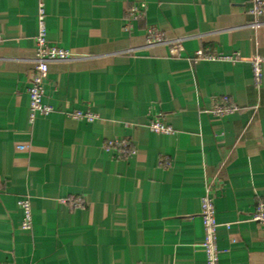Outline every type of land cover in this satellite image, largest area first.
<instances>
[{
    "label": "crops",
    "instance_id": "0c3cea01",
    "mask_svg": "<svg viewBox=\"0 0 264 264\" xmlns=\"http://www.w3.org/2000/svg\"><path fill=\"white\" fill-rule=\"evenodd\" d=\"M250 3L44 0L48 42L74 58L50 63L54 111L31 122L39 0H0V264H207V187L217 189L220 264H264V224L251 220L264 204V17L252 27ZM136 5L143 16L128 19ZM221 96L236 110L217 117ZM155 117L173 134L151 131ZM113 139L136 154L116 159Z\"/></svg>",
    "mask_w": 264,
    "mask_h": 264
},
{
    "label": "built area",
    "instance_id": "2783aa9c",
    "mask_svg": "<svg viewBox=\"0 0 264 264\" xmlns=\"http://www.w3.org/2000/svg\"><path fill=\"white\" fill-rule=\"evenodd\" d=\"M144 7L134 6L128 13V19L137 20L143 16ZM248 14L254 20L251 22L252 27L261 25L260 19L264 17V0H251ZM38 33L36 36L37 47L35 49L34 68L30 77V121L33 122L36 115H48L54 111V107L44 103L45 84L49 75V65L56 61H69L74 58V54L66 49L56 45H51L47 40V14L44 0H39L38 9ZM151 43L164 42L163 35L157 30H148ZM173 43V42H172ZM171 43V44H172ZM173 54L182 51L180 41L172 44ZM197 55L202 58H212L206 56L204 51L200 50ZM263 59L256 58L253 60V74L256 84H260L262 79ZM236 110V106L227 96L215 97L212 101L211 112L217 117H223ZM69 116L75 120H86L93 122L96 115L90 111L75 110L69 113ZM151 131L161 134H173L174 130L166 125L159 117H155L149 124ZM106 148L114 154L116 159H124L136 154V150L132 147L131 141L128 139H113L106 142ZM217 189L207 187L205 195L202 197L201 218L204 225V241L202 246L205 249L207 264H220V249L218 246V228L219 224L216 220L215 196ZM80 198L71 197L65 200V203H71L72 207H80ZM19 208L23 212L22 229L31 232L33 227L31 205L29 198H24L18 202ZM251 220L264 224V204L258 203L251 216Z\"/></svg>",
    "mask_w": 264,
    "mask_h": 264
}]
</instances>
